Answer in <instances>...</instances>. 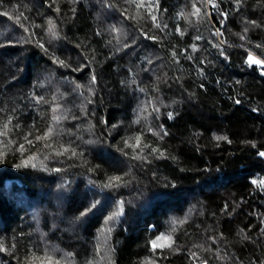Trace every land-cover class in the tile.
Wrapping results in <instances>:
<instances>
[{"label": "trees", "instance_id": "1", "mask_svg": "<svg viewBox=\"0 0 264 264\" xmlns=\"http://www.w3.org/2000/svg\"><path fill=\"white\" fill-rule=\"evenodd\" d=\"M192 2L160 0L157 14L168 28L159 31L152 27L144 9L137 10L125 0H48L51 6L44 0H0V12L12 16L23 13L21 22L49 49L45 54L33 44L16 43L26 34L14 20L0 15V108L17 117L16 122L34 123L42 132L52 122L55 93L60 104L56 114L64 119L54 125L62 135L55 138L53 147L70 143L84 154L83 159L62 156L48 160L41 154L35 169H15L11 165L19 156L14 151L8 153L7 164L0 165V237H7L9 246L13 242L18 245L16 256H22L28 246L42 253L49 245L61 250L57 254V258L63 256L61 264H85L89 259L93 264H109V256L111 264H140L143 258L152 256L148 239L170 230L172 219L187 217L175 234L181 251L157 250L153 257L157 264H193L188 259L189 250L208 264L264 261V191L249 183L250 178L264 176V160L256 156L264 150V78L255 67L244 64L246 53L242 48L228 46L243 43L235 33L247 26L251 41L247 46L264 58V49L254 47L264 41V0H242L238 8L232 0H216L220 10L227 12L223 24L219 22L223 18L211 6L208 16L199 22L192 18L189 24L183 17L177 19L178 12L191 11ZM196 2L201 6V0ZM106 3L115 7H104ZM57 6L59 13L54 10ZM122 12L129 17L139 12L140 18L125 19ZM49 17L60 33L51 42L43 31ZM248 20H255L260 27L248 25ZM32 24L42 27L32 28ZM112 26L120 33L111 32ZM177 26L186 29L183 37L176 33ZM217 28L223 33L219 39L227 41L220 45L227 60L212 46L218 43L212 36ZM141 30L157 36L159 42L146 39ZM195 36L202 39L194 40ZM193 43L197 45L195 52L190 47ZM171 50L178 53L179 64L172 61ZM53 52L69 67L53 64ZM188 55L193 59L184 58ZM202 59L206 61L203 64ZM81 63L85 67L73 71ZM92 74L98 82L93 86L92 103L86 105V115H82L80 90L73 91L74 85L63 79L84 85V96H88ZM133 79L135 84L131 83ZM154 85L158 93L153 92ZM139 88L145 92L137 91ZM30 94L43 96L49 103L30 102ZM157 96L162 101L158 118L153 114L147 121L141 118L133 124L138 105ZM237 99L239 104L235 103ZM168 112H173L171 119ZM89 122L91 132L87 130ZM146 124L153 129L163 124L168 135L157 139L146 131ZM142 130L145 142L160 146L168 158L147 164L130 159L131 149L127 157L118 151L124 148L123 137ZM214 135L228 140H215ZM88 140L95 143H84ZM38 151L50 150H42V144L37 143L31 152ZM84 159L89 163L84 164ZM54 167L63 171L51 172ZM89 167L94 171L89 173ZM124 173H128L124 176L130 181L128 187L111 191L98 187L108 176ZM162 192L172 194L161 196ZM105 196L110 199L102 213L94 209L87 219L79 216L84 206L90 207ZM116 201L124 202V215L105 224L104 217L115 210ZM102 226H110L111 233L98 231ZM0 264L16 261L8 253H0Z\"/></svg>", "mask_w": 264, "mask_h": 264}, {"label": "snow or ice", "instance_id": "2", "mask_svg": "<svg viewBox=\"0 0 264 264\" xmlns=\"http://www.w3.org/2000/svg\"><path fill=\"white\" fill-rule=\"evenodd\" d=\"M45 4L48 5V0H44ZM55 2V0H53ZM232 2L235 4V6L238 8L242 4V0H232ZM69 3H75V0H69ZM125 3L127 4H134L135 8L137 10L144 9L147 14V18H150L152 22V27L156 30L163 31L168 28V25L162 21L160 16L157 14L160 9V0H125ZM259 3V0H258ZM51 6V5H48ZM208 6H211L213 9H216L219 16L222 17L219 22L221 24L224 23V20L227 19V12L220 10V5L216 2V0H201V6H197L196 0H193L191 3V11L188 13H185L184 11H180L176 14V18L179 19L183 17V19L191 24V19L194 18L197 22L202 20L203 18L208 16ZM104 7L112 8L115 7L111 3H106ZM57 13H59L60 8L57 6L54 9ZM73 12H75V9H72ZM166 11V10H165ZM0 15L8 17L9 20H14L16 24H18L22 29L23 33L26 35H21V37L16 41V43L19 44H33L36 47H39L45 54H49V49L45 46V43L42 42V40L37 37L35 32H30L28 27H25L24 24L21 22V17H23V13H21L18 16H12L9 15L7 11L0 12ZM122 16L125 17V19H133L136 20L140 18L139 12L136 16H126L124 12L121 13ZM26 20L27 18L24 17ZM47 27L43 28V31L47 36L50 37L51 40H56L60 37V33L57 27V24L53 21L51 17L47 19ZM248 25H251L252 27H260V25L257 24L255 20H248ZM32 28H41V25L38 24H32ZM111 32L113 33H120V29H118L115 26L111 27ZM176 33L179 34L181 37L185 35V30H182L179 26L175 29ZM248 32L249 27L245 26L242 28L241 32L235 33L236 36H238L239 40L243 43L238 45H228L229 47H239L244 50L246 53V56L243 57V62L248 68H253L259 72V75L264 78V58L262 56H258L254 54L253 49L249 48L247 45L251 43V41L248 39ZM100 33H97L99 35ZM142 36H144L148 40H152L153 42L158 43L159 38L155 35H149L148 32H145L141 30L140 33ZM223 33L219 28L215 29L214 32H212V36L217 38L218 43L213 44V47L218 48L219 55L222 56L225 60L229 59L228 55L225 54V51L223 49H220V45L226 44L227 41L223 39H219ZM194 40H200L202 39L201 36H195L193 37ZM120 43L119 36H117V44ZM135 43V41H133ZM211 43V41H209ZM79 47V45H77ZM124 47L128 48L129 45L127 43H124ZM192 48V51H197V45L193 43L190 45ZM257 49H264V41H261L260 43H257L255 46ZM184 49L180 50V53H183ZM81 56L84 57V59H88V56L86 53H81ZM178 53L175 50H171V58L172 61L176 64H179L178 60ZM50 58L52 60V63L57 65L61 68H67L69 67V64L64 60L58 57L54 52L50 54ZM185 59L191 60L193 57L191 55L185 56ZM206 61L202 59L200 61L201 64L205 63ZM148 63L151 64L152 60L149 59ZM85 65L83 63L80 64L79 68H73V71H80L82 68H84ZM201 74L202 71H201ZM64 83H70L74 85L73 91H79V96L82 98V103L80 105L81 114L86 115V105L91 104V96L94 92V85L98 82L97 77L95 74H92L90 76L89 84L87 86L88 96H84L83 89L85 88L84 85L77 83L75 80H69L67 77H64L63 79ZM124 83L123 81L121 82ZM131 83L135 84L136 81L133 79ZM236 83H240L239 81H236ZM203 87V85H201ZM139 92H145L143 88L137 89ZM160 90L155 85L153 86V92L158 93ZM30 102L34 101L37 105H40L42 103H49L45 100L43 96L39 95H31L30 94ZM240 100H235L236 104H239ZM162 103L160 101L159 97L149 98L145 101H142L138 105V110H136V118L132 121L133 124L139 123L140 119L143 118L144 120H148L150 116L155 114V118H158L160 114V107L158 104ZM52 108L51 111L53 113L51 117V123H49L42 132H40L38 129H36L34 123L33 124H27L22 125L17 121V117H15L13 114H9L7 112V109L0 108V113L3 115H0V165H6L7 164V155L9 152H13L18 154L19 158L18 160L11 165L12 168L15 169H27L31 167L32 169H35L37 167L36 160L37 158L43 154V159L48 160L50 158H59V157H66L70 159H75L77 157L83 159L84 154L83 152H77L76 148L72 147L71 144H65V143H59L58 147H53V141L56 137H59L62 135V131H57L56 127L54 125H59V122L64 119V116L58 115L57 110L60 108V104L56 102V94H53V100H52ZM151 107V112H148V107ZM253 111H256V109H253ZM143 115V117L141 116ZM168 118L171 119L173 117V112L167 113ZM76 119V117H73ZM102 122L106 123V121ZM93 126L89 122V128L87 129L89 132L92 131ZM117 125H112V129H116ZM146 131L150 133L152 136L157 137V139L162 140L164 136H167L168 133L164 129V125L161 124L158 129H153L150 125H145ZM71 135V133H68ZM109 135H111V132H109ZM14 137H16L14 139ZM31 137V138H30ZM213 139L215 140H228L226 136H213ZM133 140L135 141L133 143ZM229 143L231 141H228ZM37 143L42 144V150H50V151H38V152H31V149L35 147ZM86 144L95 143V141L88 140L84 141ZM122 143L124 145L123 149H118L124 156H128V149L132 150V155L130 159L135 161H140L141 163H147L150 164L153 159H161V158H168L166 155L165 150H163L160 146H152L149 143L145 142L144 138V131L141 132H134L131 136L123 137ZM27 146V147H26ZM252 147L256 148L257 145L255 143H252ZM146 149H150V151H145ZM70 154V155H69ZM256 156L259 157L261 160H264V150H260L256 152ZM171 159L175 160V157H171ZM89 162L84 159V164H88ZM41 168L44 170H47L46 165L41 164ZM63 169L54 167L51 169V172L54 173H60ZM89 173L93 172L94 169L89 167L87 169ZM128 173H124L122 175H111L106 178V181L99 185L98 187L101 188V190H116L120 189L122 187H128L130 181L124 179V176H127ZM155 176V173H153ZM251 176V174H249ZM65 184H67V181H64ZM91 183V181H90ZM249 183L253 186L254 189H259L260 191H264V176H257L256 178H250ZM168 184H165V187H167ZM171 187H175V185H171ZM171 192H162L160 193L161 196H169L171 195ZM95 195V194H94ZM110 199V197L105 196L103 200H94L91 203V206H84L83 210L80 211L79 216L87 219L88 215L90 213H93V210L97 213H102L103 210L107 206V201ZM225 209H227V205H225ZM122 215H124V202L123 201H116L115 202V210L112 211L109 215L104 217L105 224L110 225L112 222L118 220ZM187 221V217L185 219H179L174 218L170 221L171 228L170 230L166 231H160L158 232L155 237L149 238L146 242L147 245L150 247V251L152 253L151 257H145L141 260L140 264H157V260L154 259L157 250H159L161 253L165 249H167L170 252H178L181 251L180 248L177 247L176 243V236L175 234L178 232L179 227L184 225ZM261 224H264V220L261 221ZM150 229L155 230L154 225L148 226ZM98 231L101 232H107L111 233L112 228L109 226L105 228L104 226L101 227V229H98ZM243 230H241L242 232ZM41 237L43 240L44 234L41 233ZM243 239H247V237H242ZM209 239H212L209 237ZM215 242V241H213ZM194 247H199L198 245H194ZM19 250L18 245L13 242L11 246L8 245L7 237H0V253H8L11 256V259H14L16 261V264H61V260L63 259V256L61 258H57V254L61 252L60 249L54 247L45 245L44 251L42 253H39V249H36L32 246H28L24 250V254L22 256H16L15 251ZM39 253V254H38ZM97 253H99V247H97ZM67 256H71V253L65 254ZM162 258L167 259L166 256H162ZM188 259L193 262V264H196V261L199 260V264H208V261L205 259H201L197 256V253L195 251L189 250ZM85 264H93V261L91 259L87 260ZM109 264H111V259L109 256ZM261 264H264V261H261Z\"/></svg>", "mask_w": 264, "mask_h": 264}]
</instances>
